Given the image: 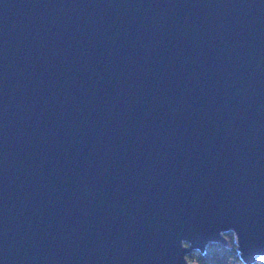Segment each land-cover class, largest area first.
<instances>
[{
  "label": "water",
  "instance_id": "water-1",
  "mask_svg": "<svg viewBox=\"0 0 264 264\" xmlns=\"http://www.w3.org/2000/svg\"><path fill=\"white\" fill-rule=\"evenodd\" d=\"M264 256V0H0V264Z\"/></svg>",
  "mask_w": 264,
  "mask_h": 264
},
{
  "label": "trees",
  "instance_id": "trees-1",
  "mask_svg": "<svg viewBox=\"0 0 264 264\" xmlns=\"http://www.w3.org/2000/svg\"><path fill=\"white\" fill-rule=\"evenodd\" d=\"M227 244L221 242H208L203 250H190L186 257L197 264H237L240 262L238 251L234 242L233 233L228 230L223 233ZM253 264H264V256Z\"/></svg>",
  "mask_w": 264,
  "mask_h": 264
},
{
  "label": "rangeland",
  "instance_id": "rangeland-1",
  "mask_svg": "<svg viewBox=\"0 0 264 264\" xmlns=\"http://www.w3.org/2000/svg\"><path fill=\"white\" fill-rule=\"evenodd\" d=\"M237 264H245V263H243V262H241V261H240V262H239V263H237Z\"/></svg>",
  "mask_w": 264,
  "mask_h": 264
}]
</instances>
